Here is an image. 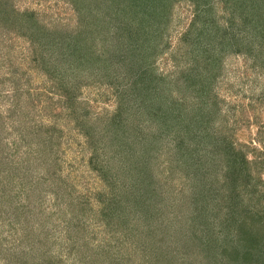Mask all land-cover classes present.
<instances>
[{"label":"rangeland","instance_id":"1","mask_svg":"<svg viewBox=\"0 0 264 264\" xmlns=\"http://www.w3.org/2000/svg\"><path fill=\"white\" fill-rule=\"evenodd\" d=\"M236 1L209 0L208 5L196 10L187 0H174L170 20L162 25L163 52L154 56L152 69L167 80L177 76L181 67L193 59L192 38L198 37L202 49L219 52L217 77L208 86L213 97L201 93L189 98L183 95L186 88L178 101H187L189 113H200L203 119L213 118L210 109L217 101L216 129L254 161L250 165V186L255 189L251 206L260 209L264 204V170H260L261 166L264 169V34L259 40L250 24L252 18L264 17V0ZM13 5L19 11L33 12L35 19L48 27L69 30L77 25L70 0H14ZM144 7L147 11L152 8ZM196 11L200 13L197 18ZM261 31L264 33L262 26ZM231 35L234 42L229 40ZM225 37L223 46L219 45ZM29 53V42L24 37L0 28V112L6 115L9 105L15 107L7 121L5 141L9 147L2 153L12 156L5 159L11 165L0 166V264H149L150 248L152 253L163 254L174 246L178 247L174 249V263L183 256L195 262L203 259L198 252L184 255L180 243L189 238L183 231L186 228L188 233L190 212L200 208L203 201L226 199L218 175L221 168L214 172L210 164L205 166L215 186L201 196L203 187L194 186L193 171L189 174L177 167L175 131H169L167 125L161 127L146 109H139L144 114L136 123L133 112L129 113L126 121L136 127L128 131L126 122L122 123L125 136L116 144L111 136L103 134L108 121L122 122L125 113L118 110L119 102L123 107L134 105L127 100L122 83L81 75L76 79L80 86L71 88L73 99L67 104L49 89L54 82L37 70L41 61L32 62ZM13 68L25 73L20 75V82L26 88L18 92L7 88V77L15 81L8 73ZM172 93L175 97L177 90ZM79 119L82 125L76 129L75 121ZM38 124L48 127L38 132L34 127ZM198 125L190 122L193 129ZM88 126L92 129L84 135L83 127ZM54 127L59 131L52 134L48 128ZM49 134L54 143L49 146L51 150H46L47 161L49 172L56 169V174L41 173L38 167L37 174H33L34 165L40 162L36 157L38 148L42 139L50 138ZM218 157L219 152L205 155L209 163L218 162ZM143 175L151 182L153 193L158 190L163 194L160 198L157 193L146 199L145 192L133 189ZM243 199L244 203L250 201L247 195ZM117 201L123 202V210L116 207Z\"/></svg>","mask_w":264,"mask_h":264},{"label":"trees","instance_id":"2","mask_svg":"<svg viewBox=\"0 0 264 264\" xmlns=\"http://www.w3.org/2000/svg\"><path fill=\"white\" fill-rule=\"evenodd\" d=\"M13 1L0 0V28H3L5 32L24 37L29 42L30 60L32 62L41 61V66H36L37 70L47 80L54 82L49 89L51 91L54 89L67 104L73 99L70 93L71 88L77 89L80 86L76 79L81 75H92L95 79H106L107 82L113 78L118 83H122V89L127 92V100L131 99L134 105L123 107L119 102L118 110L125 113L121 117L123 120L120 119L122 122L113 119L108 121V126H105L103 134L111 136L113 143L116 144L125 136L124 127H122L124 122H126L125 127L128 131L134 130L136 126L128 123L126 118L132 111L135 115L133 123H136L143 113L139 109L143 108L147 110L148 115L152 113L150 116L156 117L155 120L160 123L161 127L167 125L169 131H175L177 167L189 174L193 171L194 186L203 187L201 196L215 186H212L213 183L210 180L211 171L207 174L208 167L205 168V166L210 164L209 167L214 172L221 168V174L218 175L222 188L226 190L224 194L226 199L217 203H209L210 200L207 203L203 201L200 208L197 207L196 211L190 212L191 221L187 227L188 233L185 232L186 228L183 231L189 238L180 243L185 249L182 251L184 255L198 252L203 259L195 262L196 259L186 258V260L183 256L181 260H178L179 263H174L172 258H176L173 254L177 246L163 254L152 253L150 248L148 250L149 264H264V204L260 205V209L257 207L254 209L251 206V196L255 194V189H251L250 186L253 178L250 165L252 166L254 161L247 159V152L235 149L233 141L228 137H223V132H218L216 129L214 116L219 113V109L215 99L210 109L214 115L210 119H203L200 113H189L191 109H188L187 101H178V95L186 88L187 93L183 95H189V98L201 93L204 97L208 95L213 97L208 86L217 77L216 68L220 67L218 60H221L219 52L202 49L201 43L197 40L198 37L192 38L190 44L193 47V59L191 63L181 67L177 76L167 80L165 75L153 72L154 56L163 52H160V46L164 45L162 25L170 20V8L174 0H70L77 14V25L69 30L61 26L58 28L51 26V28L38 22L33 12L19 11L14 7ZM187 1L192 3L196 10L198 7H205L209 4V0ZM113 2L116 3L114 7ZM144 5H150L152 8L147 11ZM154 12H157V16H153ZM196 12L197 18L200 13ZM251 22V32L259 36L260 40L261 35L264 34L261 31V26L264 28V17L252 18ZM233 37L234 35H231L229 38L232 42L235 41ZM224 40L226 37L219 42V45L223 46ZM217 48L215 47L216 51ZM121 52L125 55L122 56ZM194 61L195 64H193ZM8 73L15 81L13 79L10 81L7 77L10 83L7 88H10L12 92L14 90L18 92L19 88L25 87L20 82L23 78L20 75L25 74L24 72H17L13 68ZM109 73L112 75L109 76ZM188 86L191 88L189 89ZM173 87L177 90L175 97L172 96ZM11 99L12 95L7 101L10 102ZM202 101L203 107L205 100ZM14 108L9 105L6 115L0 112L1 167L11 165V161L5 159L12 156L2 153L5 148L9 147L8 141H5L8 134L7 121L15 112ZM82 121L81 119L75 121L76 129L81 128ZM191 121H196L199 125L193 129L190 126ZM34 127L36 131L42 132L43 128L48 125L38 124ZM90 129H92L90 126L83 127V134L86 135ZM48 130L52 134L55 130L59 131L57 128H48ZM50 135L51 139H42V146L38 148L39 152L36 157L40 162L34 165V171L31 172L33 174L37 167L41 173L56 174V169L49 172L51 165L47 161L49 154L46 150H51L49 146L54 143L53 136ZM128 142L131 141L128 139ZM88 144L91 145V142L89 141ZM123 145L121 142L120 146ZM90 148L95 149L92 146ZM210 151L220 153V157L216 159L218 162L209 163V160L205 158L206 152ZM260 170H264L263 166ZM257 173L259 174L258 170ZM44 175L42 174V177ZM142 177L144 178L138 184L135 183L132 186L133 189L138 193L139 191L145 192L144 198L146 199L152 195L156 197L157 193L160 198L163 194L158 190L153 193L150 188L151 182L146 176ZM30 179L34 180L32 175ZM24 184H28V181H24ZM206 195L207 193L204 196ZM245 195L250 200L248 203H244ZM168 199L165 197V200ZM117 206L119 210H123V202L117 201ZM142 219L144 222L147 220L145 216Z\"/></svg>","mask_w":264,"mask_h":264}]
</instances>
